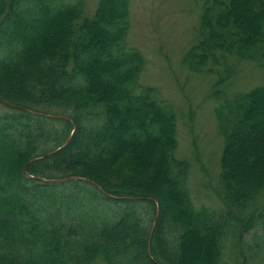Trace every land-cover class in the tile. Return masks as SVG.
I'll return each mask as SVG.
<instances>
[{
    "label": "trees",
    "instance_id": "1",
    "mask_svg": "<svg viewBox=\"0 0 264 264\" xmlns=\"http://www.w3.org/2000/svg\"><path fill=\"white\" fill-rule=\"evenodd\" d=\"M129 1L0 0V98L37 112L0 101V264H228L258 223L264 248V84L221 101L223 207L197 208L175 115L140 83ZM199 29L183 59L220 65L216 86L230 56L264 65V0H203Z\"/></svg>",
    "mask_w": 264,
    "mask_h": 264
},
{
    "label": "rangeland",
    "instance_id": "2",
    "mask_svg": "<svg viewBox=\"0 0 264 264\" xmlns=\"http://www.w3.org/2000/svg\"><path fill=\"white\" fill-rule=\"evenodd\" d=\"M96 3L97 0H84L85 11L91 13ZM202 3L203 0H130L127 42L145 60L140 83L151 87L175 115V156L188 164L187 185L194 205L219 210L223 207L219 197V158L224 143L217 109L224 98L231 99L263 85L264 65L230 56L232 71L218 86L215 82L219 75L214 68L223 69L220 65H213L214 71L206 67L199 71L188 69L183 58L200 38ZM215 90L219 93L214 94ZM5 109L0 104V110ZM258 202L264 203V191ZM157 216L156 211L151 228ZM242 239L241 249L249 255L237 259L233 242L228 241L224 260L228 264H264L259 223Z\"/></svg>",
    "mask_w": 264,
    "mask_h": 264
},
{
    "label": "water",
    "instance_id": "3",
    "mask_svg": "<svg viewBox=\"0 0 264 264\" xmlns=\"http://www.w3.org/2000/svg\"><path fill=\"white\" fill-rule=\"evenodd\" d=\"M0 101H2V102H6V103H8V104H10V105H13V106H16V105H14V104H12V103H10V102H8V101H6V100H4V99H2V98H0ZM16 107H19V108H21V109H24V110H27V111H30V112H32V113H37L36 111H34V110H31V109H28V108H25V107H21V106H16ZM50 117H55V115H49ZM75 128V127H74ZM73 131H74V129L72 130V133H73ZM71 137V136H70ZM70 137L60 146V147H58L57 149H55V150H53V151H49L46 155H49V154H51V153H53V152H55V151H58L60 148H62L68 141H69V139H70ZM44 155H42V156H40L39 158H42ZM24 172L26 173V170L24 169ZM32 177V176H31ZM32 178H35V179H40V180H47V181H63V180H67V179H73V178H76L75 176H68V177H64V178H55V179H45V178H42V177H32ZM157 213H158V210H157ZM153 227H154V224H153V226H152V228H151V230H150V234H149V240H148V252H150V236H151V234H152V231H153Z\"/></svg>",
    "mask_w": 264,
    "mask_h": 264
}]
</instances>
